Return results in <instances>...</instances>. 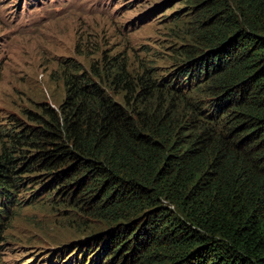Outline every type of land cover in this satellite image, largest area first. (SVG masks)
Returning a JSON list of instances; mask_svg holds the SVG:
<instances>
[{
	"label": "trees",
	"instance_id": "1",
	"mask_svg": "<svg viewBox=\"0 0 264 264\" xmlns=\"http://www.w3.org/2000/svg\"><path fill=\"white\" fill-rule=\"evenodd\" d=\"M180 3L162 72L63 63L57 107L0 128V244L42 205L93 225L61 264H264V0Z\"/></svg>",
	"mask_w": 264,
	"mask_h": 264
},
{
	"label": "rangeland",
	"instance_id": "2",
	"mask_svg": "<svg viewBox=\"0 0 264 264\" xmlns=\"http://www.w3.org/2000/svg\"><path fill=\"white\" fill-rule=\"evenodd\" d=\"M180 1L0 0V128L27 109L57 107L63 63L99 74L113 58L162 72L195 31ZM92 226L69 210L25 208L4 231L0 264L66 263L71 245Z\"/></svg>",
	"mask_w": 264,
	"mask_h": 264
}]
</instances>
